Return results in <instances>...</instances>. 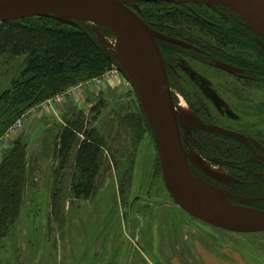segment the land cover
I'll return each instance as SVG.
<instances>
[{
    "label": "rangeland",
    "instance_id": "rangeland-1",
    "mask_svg": "<svg viewBox=\"0 0 264 264\" xmlns=\"http://www.w3.org/2000/svg\"><path fill=\"white\" fill-rule=\"evenodd\" d=\"M199 5L192 6V12L220 30H230L222 22V13L240 25L238 14L225 6ZM130 7L139 16L152 8L148 3ZM40 16L44 15L32 17ZM56 17L81 21L104 46L105 39L117 41L103 30L112 31L109 26ZM161 27L204 47L199 52L161 42L176 108L182 105L187 112L181 128L194 173L203 183L227 194L232 205L264 209L256 206L264 201V193L248 192L242 188L245 183L232 176L239 162L221 159L215 164L209 158L210 150L194 134V129L212 124L244 133L253 156L264 163V77L251 72L254 65L264 63V56L241 37L243 44L219 48L197 28ZM258 37L256 33L255 39L261 43ZM206 50L227 58L218 59ZM200 54L205 61L199 59ZM235 57L247 64L241 61L237 65L231 61ZM216 60L227 61L241 72L219 69ZM117 61L100 76L74 78L12 119L0 102V171L10 166L12 159L20 160L24 169L16 211L7 219L5 235H0V264H264V232H233L213 226L174 201L165 186L155 137L136 90ZM24 66L25 56H0V95ZM73 90L76 95L70 92ZM58 95L67 98L61 103L48 102ZM198 99L207 104L214 119L200 110ZM97 105L99 109L94 110ZM18 120L24 127L7 137ZM72 121L95 130L105 143V163L90 196L78 194L74 188L81 182L73 167L75 145L65 162L56 152L58 134ZM214 147L220 151L221 144L214 143ZM18 174L16 170L15 176Z\"/></svg>",
    "mask_w": 264,
    "mask_h": 264
},
{
    "label": "trees",
    "instance_id": "trees-1",
    "mask_svg": "<svg viewBox=\"0 0 264 264\" xmlns=\"http://www.w3.org/2000/svg\"><path fill=\"white\" fill-rule=\"evenodd\" d=\"M131 4L133 3L128 5ZM148 6L152 8H148L140 17L150 28H155L166 34L170 33V30L167 31L162 28V24L167 25L172 30L184 26L197 28L207 34L219 48L228 47L234 42L243 44L242 39L238 38L241 37L251 42L257 51L264 56V40L262 43L256 41V33L244 23L239 14L240 25L222 13L224 17L222 22L230 26V30L226 28L220 30L218 26L192 12V6H200L199 3L151 2L148 3ZM219 6L223 7L222 5ZM153 8L155 10H152ZM151 20L154 23H151ZM103 30H106L107 35L115 36L108 29L103 28ZM168 35L175 36L173 32ZM237 39L240 42L236 41ZM188 41L203 50L204 47L201 48V45ZM161 42L163 41H158L160 48ZM161 51L164 54L162 48ZM206 52L212 53L213 56L214 54L217 55L218 59L225 56L214 52V50H206ZM6 55L25 56V66L20 75L12 81L9 89L0 95V102L3 104L5 114L10 119L37 104L43 98L58 92L60 88L71 84L74 78L89 75L100 76L112 70L118 63L96 33L81 21H64L55 15L0 21V56ZM199 56L202 61L206 60L203 54ZM228 58L231 59V57ZM231 61L237 65L241 61H245L247 64L246 60L237 57ZM120 70L124 71L121 68ZM251 72L258 78L264 77V63L260 66L254 65ZM173 96L175 100L174 93ZM198 105L208 118L214 119L209 107L202 99H198ZM98 109L99 105L94 108V110ZM144 117L149 124L145 113ZM194 134L200 143L210 150L209 158L215 164L221 159L239 162L236 167H233V172L230 167L228 168L233 177L245 183L242 186L243 189L251 193H264V163L253 156L250 145H246L236 138L205 129H194ZM214 143L221 144L220 151L215 149ZM74 145L75 163L73 167L75 172H79L81 179V182L74 184V188L76 192H79L78 194L90 196L94 182L105 163L104 160L107 155L105 143L102 138L97 137L95 130L85 128L78 121H72L60 131L56 140V152L63 159V162L66 161ZM112 161H116V159L114 158ZM9 163H11L10 166L0 171L1 236L5 235L7 219L16 211L17 199L24 178V169L20 166L21 161L12 159ZM16 170L19 173L17 176H15ZM256 206L264 207V201Z\"/></svg>",
    "mask_w": 264,
    "mask_h": 264
},
{
    "label": "water",
    "instance_id": "water-1",
    "mask_svg": "<svg viewBox=\"0 0 264 264\" xmlns=\"http://www.w3.org/2000/svg\"><path fill=\"white\" fill-rule=\"evenodd\" d=\"M142 2L199 3L212 7L222 5L237 12L246 25L259 35L261 43L264 40V0H0V21L38 15L83 19L72 12L86 9L97 13L110 24L119 43L125 38L135 37L149 58L152 72L150 84L142 73L131 71L122 65L154 134L168 192L183 210L208 224L233 232H264V209L253 210L247 215L232 213L203 198L192 183V179L203 182L194 173L183 143L181 121L158 41L199 52L202 50L185 40L151 29L128 5ZM214 65L232 74L241 72L240 68L220 60H216ZM202 128L247 143V138L242 133L220 125H202ZM222 194L225 198L229 197L223 192Z\"/></svg>",
    "mask_w": 264,
    "mask_h": 264
},
{
    "label": "bare ground",
    "instance_id": "bare-ground-1",
    "mask_svg": "<svg viewBox=\"0 0 264 264\" xmlns=\"http://www.w3.org/2000/svg\"><path fill=\"white\" fill-rule=\"evenodd\" d=\"M74 15H78L85 19L87 22L92 24H100L105 26H110V24L103 19L100 15L90 10L82 9L72 12ZM117 40V39H116ZM105 46L111 51V53L129 70L139 71L142 73L146 82L150 84L152 80V72L150 68L149 58L146 52L144 51L140 42L134 37L125 38L122 43L117 41H111L110 39L104 40ZM178 118L181 122L187 121V112L184 106L180 105L177 108ZM209 172L213 173L209 168ZM198 193L213 204L231 211L232 213L247 215L252 213V209L234 206L229 203L226 198L223 196L222 192L212 185L200 183L192 179Z\"/></svg>",
    "mask_w": 264,
    "mask_h": 264
},
{
    "label": "built area",
    "instance_id": "built-area-1",
    "mask_svg": "<svg viewBox=\"0 0 264 264\" xmlns=\"http://www.w3.org/2000/svg\"><path fill=\"white\" fill-rule=\"evenodd\" d=\"M70 92H73V95H76V92L75 90L73 91H70ZM67 97L65 95H58L56 96L55 98L53 99H50L48 102L50 103H61L63 102ZM24 126V123L21 122V120H18L14 125H12L8 132L6 133V136L7 137H12L14 136L15 134H17Z\"/></svg>",
    "mask_w": 264,
    "mask_h": 264
},
{
    "label": "flooded vegetation",
    "instance_id": "flooded-vegetation-1",
    "mask_svg": "<svg viewBox=\"0 0 264 264\" xmlns=\"http://www.w3.org/2000/svg\"><path fill=\"white\" fill-rule=\"evenodd\" d=\"M240 133V132H239ZM246 138H247V143H246V145H249V143H248V137L244 134V133H242Z\"/></svg>",
    "mask_w": 264,
    "mask_h": 264
}]
</instances>
